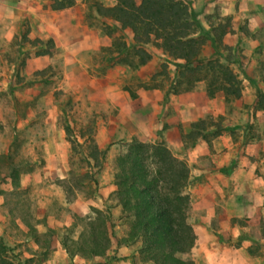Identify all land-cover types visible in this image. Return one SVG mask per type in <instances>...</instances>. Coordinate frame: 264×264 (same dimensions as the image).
Returning a JSON list of instances; mask_svg holds the SVG:
<instances>
[{
	"label": "rangeland",
	"instance_id": "obj_1",
	"mask_svg": "<svg viewBox=\"0 0 264 264\" xmlns=\"http://www.w3.org/2000/svg\"><path fill=\"white\" fill-rule=\"evenodd\" d=\"M109 1L113 2L80 0L74 4L78 17L79 14L84 15L87 27H82L80 20L79 25L68 32L63 44L70 47L71 58L66 64L62 59V50L54 66L35 55L37 45L30 42L34 37L27 36L28 40L24 42L20 39L23 19L18 20L17 32L0 52V264H40L43 260L40 256L41 246L33 250L31 240L41 234L58 233L65 237L66 251L68 254L71 252L69 256L76 252L86 259L91 256L86 250V243H79L89 223L96 228L104 225V232L108 236L105 224L110 218L104 211L95 210L85 216L73 215L71 224L58 230L44 228L39 225L40 218H37L43 195L39 188L42 186L52 185L53 198L60 197L65 202H71L77 195H87L97 187L94 173L108 163L112 165L110 174L113 183L115 157L126 150L127 142L116 139L108 143L102 139V134L107 130L109 114L107 100L98 94L99 90L120 92L133 98L139 89L159 88L165 91L166 97L171 94L177 96L191 90L204 77L205 69L211 70L210 93L217 111L199 118L197 111L202 109L204 103L198 100L199 109L193 112L197 118L191 122L197 124L193 135L182 139V146L177 150L180 156L198 138L214 135L221 130L237 137L240 128L233 131L228 129L233 125L248 126L246 131L243 130L247 141L258 130L252 129L255 120L264 127V102H258L264 94V45L236 42L231 48L223 44L222 32L231 30L233 14L220 16L215 20L217 24L209 25L208 29L207 26L198 25L195 33L204 42L206 32L214 36L207 44L218 50L213 58L221 59L219 63L232 70L240 80L241 89L245 86L249 89L238 98H225L220 73L211 69V65H204L202 61V66L191 72L181 70L177 60L154 47L153 43L144 45L151 52V58L146 63L138 66L116 63V51L121 42L128 45L130 34L126 30H118L117 24L110 18L93 14L97 4L106 5ZM256 37L264 40V33ZM194 65L190 64L189 67L193 68ZM179 71L184 72L179 74ZM47 121L52 123V130L48 134L52 144L45 140ZM60 134L62 141L58 146L53 145V142L59 141ZM261 137H264V128ZM98 144L102 145L99 147ZM111 144L115 145L110 148ZM93 149L99 151L96 160L90 156ZM47 152L59 156L52 166L45 161ZM44 170L57 172L43 182L41 177ZM32 171L40 172V178L29 180L26 188H20L19 174ZM12 186L16 188L9 189ZM56 199L52 202V208L59 205ZM74 237H77L76 240ZM128 244L136 257L134 259L142 260L136 251L139 241Z\"/></svg>",
	"mask_w": 264,
	"mask_h": 264
},
{
	"label": "crops",
	"instance_id": "obj_2",
	"mask_svg": "<svg viewBox=\"0 0 264 264\" xmlns=\"http://www.w3.org/2000/svg\"><path fill=\"white\" fill-rule=\"evenodd\" d=\"M49 1L0 0V52L17 32L18 20L24 19L28 26L27 36L51 37L53 40L51 53L39 57L54 66L62 50V59L66 64L71 58L70 47L63 44L68 32L79 25L80 20L85 29L87 24L83 14H79L80 17L76 14L74 4L80 0H74L70 7L60 10L50 9ZM111 4L113 2L109 1L104 6ZM189 6L198 25L207 26V29L209 25L217 24L215 20L220 16L233 14L231 30L222 32L223 44L231 48L236 42L264 45V40L256 37L264 33V0H190ZM93 14L101 16L94 9ZM205 35L207 43L201 45L198 56L212 59L218 50L207 45L213 40V35L210 32ZM221 61L219 59L218 62ZM204 72V77L191 90L177 96L171 94L166 97L165 91L159 88L139 89L133 98L120 92L99 90L98 94L107 100L109 114L107 130L102 134V139L108 143L116 139L126 142L131 139L145 142L160 140L174 155L184 160L188 168V222L195 238L190 248L177 252L179 258L193 264H264V137H261L264 127L260 126V121L255 120L252 129L258 130L249 141L243 133L248 126L233 125L228 129L233 131L240 128L237 137L221 130L189 144L183 156L177 154L182 139L187 138L191 130V122L198 115L202 118L217 111L210 93L209 77L212 72L209 69ZM246 91L249 89L245 86L240 90V95ZM198 100H203L202 109H199ZM197 108L199 111L195 117L193 112ZM45 127V140L52 144L48 135L52 130L51 121H47ZM61 141L60 134L59 141L53 142V145L58 146ZM101 145L98 144L99 147ZM114 145L111 144L110 148ZM58 159V155L48 152L45 155L46 163L51 166ZM111 168L112 165L108 163L97 169L94 173L97 187L87 195H77L71 202L54 197L59 203L55 208H52V202H55L51 192L53 186L39 188L43 195L37 218H40L39 225L44 228L58 230L70 225L73 215L85 216L95 210L104 211L110 218L105 224L109 246L102 255H91L86 259L75 252L69 256L64 244L65 237L58 233L41 234L31 240L33 250L41 246L39 249L43 260L40 264H153L148 260H135L130 244L117 242L118 238L127 235L129 224L124 218L121 219L122 210L114 198ZM56 172L44 170L41 177L43 182ZM19 175L20 188H26L29 180L40 178V172L35 171ZM23 175L24 178H21Z\"/></svg>",
	"mask_w": 264,
	"mask_h": 264
},
{
	"label": "trees",
	"instance_id": "obj_3",
	"mask_svg": "<svg viewBox=\"0 0 264 264\" xmlns=\"http://www.w3.org/2000/svg\"><path fill=\"white\" fill-rule=\"evenodd\" d=\"M189 2L113 0V4L108 6L97 4L96 10L99 15L115 22L118 30H126L130 34L128 45L121 42L116 51V63L129 66L146 63L151 58V52L144 45L153 43L154 47L177 60L181 70L191 72L200 68L202 61L204 65H211V69L220 73L224 97H239L240 80L232 70L221 65L216 58L198 56L204 39L195 35L198 23ZM73 3L74 0H50L49 8L60 10ZM21 22L24 27L20 39L24 42L28 40V26L24 19ZM30 42L37 45V56L49 55L53 48L51 37H35ZM194 63L196 65L190 68V64ZM183 72L179 71V74ZM258 102H264V94ZM196 124L191 123L187 138L193 135ZM98 152L97 149L91 151L93 160H96ZM114 163V195L129 224L127 235L118 238L117 242L127 244L138 240V255L153 264H193L177 256V252L190 248L195 238L188 222V168L184 160L174 155L160 140L145 142L131 139L126 150L116 155ZM101 226L96 228L89 223L85 235L81 236L83 239L79 244L86 243L90 255H102L109 246L104 225Z\"/></svg>",
	"mask_w": 264,
	"mask_h": 264
}]
</instances>
